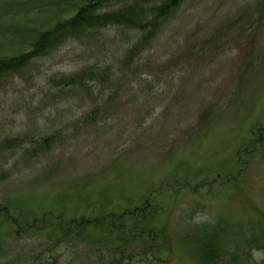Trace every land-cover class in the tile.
<instances>
[{"label":"rangeland","instance_id":"1","mask_svg":"<svg viewBox=\"0 0 264 264\" xmlns=\"http://www.w3.org/2000/svg\"><path fill=\"white\" fill-rule=\"evenodd\" d=\"M83 1L0 0V57L30 52ZM166 1L108 2L135 8L144 31L87 30L0 78V207L25 219L159 207L138 225L160 231L159 261L115 259L136 245L113 235L63 264H205L195 237L219 225L227 251L264 259V0L160 12ZM48 244L0 225V264H40Z\"/></svg>","mask_w":264,"mask_h":264},{"label":"trees","instance_id":"2","mask_svg":"<svg viewBox=\"0 0 264 264\" xmlns=\"http://www.w3.org/2000/svg\"><path fill=\"white\" fill-rule=\"evenodd\" d=\"M113 0H85L78 3L75 15L66 20L59 21L48 31L40 32L36 40L31 45L30 52L21 53L14 56L0 57V78L17 73L26 68L34 59L46 54L52 48L62 44L67 38H77L82 32L106 27L111 24L135 25L139 31L143 32L145 26L142 21L135 19L136 9L132 6L120 11L102 12L105 5ZM183 0H167L160 12L168 7H176ZM156 20L154 18L150 24ZM154 26V25H153ZM78 77H73L71 83L76 82ZM47 140L44 141L46 144ZM148 202V199L146 200ZM141 209V208H140ZM128 211L127 214H110L101 217L80 216L78 218H64L63 216H47L22 218L11 213V208L0 207V225L8 226L16 237L28 236L47 238L49 244L46 246V258L40 264H63L65 252L74 251L78 245H85L93 248L101 247L109 242V236L117 235L118 240L124 243L135 244L136 246L126 247L119 244L114 248L112 255L115 259L118 255L123 256L131 251L137 253V257H150L154 261L160 260L157 251V240L159 230L153 226L145 231L143 228L138 231V225L147 221H152L159 212V207L150 209ZM133 213V214H132ZM115 215V216H113ZM132 216L134 223L131 236L126 233V218ZM222 226H217V231L203 228L195 240L198 243L202 260L206 264H264L263 260H256L254 255L242 256L239 252L227 251L221 242ZM104 232L105 235L99 233ZM100 249V248H97ZM33 259L29 258L28 263ZM119 260V259H118ZM117 261V260H116Z\"/></svg>","mask_w":264,"mask_h":264}]
</instances>
